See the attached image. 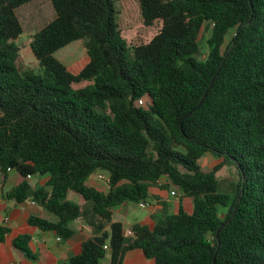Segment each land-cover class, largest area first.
I'll list each match as a JSON object with an SVG mask.
<instances>
[{
	"label": "trees",
	"instance_id": "16d2710c",
	"mask_svg": "<svg viewBox=\"0 0 264 264\" xmlns=\"http://www.w3.org/2000/svg\"><path fill=\"white\" fill-rule=\"evenodd\" d=\"M30 1L0 0V173L4 185L16 177L4 198L43 207L56 220L28 223L62 238L72 220L91 227L69 264H123L136 249L154 264H264V0H139L142 24L160 25L133 47L113 0H50L54 18L29 37L36 67L17 43L16 9ZM72 41L88 57L77 73L54 56ZM207 153L211 171L199 163ZM225 165L238 177L228 190L216 174ZM96 171L106 191L87 184ZM33 175L45 185L32 189ZM161 180L179 195L176 212L162 201L152 227L112 221ZM28 239L14 244L32 256Z\"/></svg>",
	"mask_w": 264,
	"mask_h": 264
},
{
	"label": "crops",
	"instance_id": "0c3cea01",
	"mask_svg": "<svg viewBox=\"0 0 264 264\" xmlns=\"http://www.w3.org/2000/svg\"><path fill=\"white\" fill-rule=\"evenodd\" d=\"M49 2V0H41L40 2L41 4H46L45 11H47V6L49 8ZM35 7H37V5H35ZM40 10L42 11L43 9L40 8ZM32 12H34V10ZM40 15H42V12L37 11L35 12L34 18H38ZM32 34L33 33L30 31L28 33V37ZM27 47L29 57L27 63H34L36 59L30 50L29 41ZM86 63L87 61H84L82 65L76 68L77 72ZM73 64L69 68L72 71L75 70L73 68ZM74 72L77 73L76 71ZM47 179V175H33L28 177L27 181L29 183V180H34L31 185L33 188H37L45 185ZM15 182L16 177L13 175L8 178L4 185L3 175L0 173V228L6 229L2 235V240L0 241V264H69V259L80 252L82 242L90 237H93L95 234L94 231L85 221L81 219L72 220L68 223L67 226L71 230L72 234L67 238L59 237L53 231L42 230L37 226L29 224L28 218L30 216L42 217L50 221L56 220V217L30 199H26L22 202L5 199L3 195L4 191L11 188ZM107 183L108 174L101 171L92 173L87 179L88 185H93L103 191L107 190ZM157 191L160 194V198L162 197L164 199L166 197L165 192L155 190L153 187L150 189L151 198L147 199L150 206V215H152L156 209L155 203L153 202L154 200L152 199L155 198L159 200L157 196H154V194H157ZM66 199L78 205L82 204L81 196L72 191L68 192ZM164 200H166V198ZM166 201L168 202H165L167 204V210L170 206H173L174 212H176L179 198ZM124 208L126 211L130 207L123 203L119 207L111 210L112 221L122 222L127 228L134 223H147L151 227L154 225V221L150 218V215L140 218L133 223L127 222L128 217L124 214ZM104 231H108V226L104 228ZM20 235L29 236L27 246L32 256L23 254V252L15 246L14 240ZM103 264H109L108 257L103 260ZM123 264H154V261L146 258L140 250L136 249L128 251L125 254Z\"/></svg>",
	"mask_w": 264,
	"mask_h": 264
},
{
	"label": "rangeland",
	"instance_id": "374dc122",
	"mask_svg": "<svg viewBox=\"0 0 264 264\" xmlns=\"http://www.w3.org/2000/svg\"><path fill=\"white\" fill-rule=\"evenodd\" d=\"M40 2L41 0H32L30 2H27L19 6L16 9L18 18L24 28L23 33L17 39V43L21 46L20 62L23 64L27 63L29 60L28 52H27L28 51L27 45L29 41L28 33L30 31L31 33H35L42 26H44L49 20L51 21V19L55 16V12L51 4V1L49 2V8L47 6V11H45L46 4L44 3L41 4ZM113 2H114V7L116 9L117 25L119 29L121 30L122 35L126 39L129 46L133 47L139 43H147L157 33V30L160 24H156L152 27H146L142 24L139 0H113ZM35 5H37V7H35ZM40 8L43 10L41 11ZM33 10L34 12H32ZM37 11L42 12V15H40V17L38 18H34L35 12ZM208 35L209 33L204 31V32H201L200 37H199L200 48H201V53H200L201 58L205 57V53L207 51V41L206 40H207ZM54 56L58 60H60L68 69L70 68V66H72L73 63L80 61L84 58H86L85 61H88L86 51L79 41H72L68 45L60 48L59 50L55 52ZM25 65L36 67L37 62L34 61V63H27ZM70 71L73 73H75L74 71L77 72V70H74V71L70 70ZM199 163L203 171H211L215 167V165H217L219 162H218V159L213 154L207 153L199 160ZM216 174L218 176L219 183H220L222 190H228L231 184L236 183L238 180L236 169L232 165H225L221 167L219 170H217ZM33 181L34 180H29V184L32 189H33V186L31 185V183H33ZM163 183L164 181L161 180L155 186H153V188L155 190L165 192L166 194L165 198L168 201L179 198V195L177 193L173 195L168 189L162 190L160 188V185ZM154 196H157V198L159 199V200L155 198L152 199L154 200L153 202L155 203V206H156L154 214L158 215L162 212V206L160 205V201L162 200L163 202H167V201L164 200L165 198L164 199L162 197L160 198V194L158 193V191H157V194H154ZM186 203L189 207H191V202L189 200L186 199ZM125 204L130 207L126 211L124 208V214L128 217L127 222L129 223H133L136 220L140 218H144L151 214L149 210L150 206L139 207L137 206L136 202H125ZM168 213H174L173 206L169 207Z\"/></svg>",
	"mask_w": 264,
	"mask_h": 264
},
{
	"label": "built area",
	"instance_id": "2783aa9c",
	"mask_svg": "<svg viewBox=\"0 0 264 264\" xmlns=\"http://www.w3.org/2000/svg\"><path fill=\"white\" fill-rule=\"evenodd\" d=\"M139 103L141 104L142 101L140 100ZM171 194L174 195V192L171 191ZM0 200H1V198H0ZM137 204H138V206H140V207H147V206H149V202H148V201H142V202H139V203H137ZM5 220H7V219H5ZM105 248H108V247L105 246ZM12 264H13V263H12Z\"/></svg>",
	"mask_w": 264,
	"mask_h": 264
},
{
	"label": "water",
	"instance_id": "95a60500",
	"mask_svg": "<svg viewBox=\"0 0 264 264\" xmlns=\"http://www.w3.org/2000/svg\"><path fill=\"white\" fill-rule=\"evenodd\" d=\"M200 103H201V101H200ZM200 103H199V104H200ZM199 104H198V106H199Z\"/></svg>",
	"mask_w": 264,
	"mask_h": 264
}]
</instances>
